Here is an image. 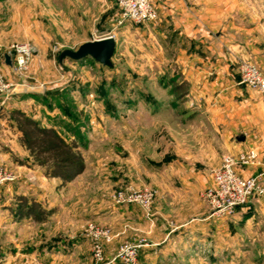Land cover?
Wrapping results in <instances>:
<instances>
[{
	"label": "rangeland",
	"instance_id": "rangeland-1",
	"mask_svg": "<svg viewBox=\"0 0 264 264\" xmlns=\"http://www.w3.org/2000/svg\"><path fill=\"white\" fill-rule=\"evenodd\" d=\"M87 2L91 0H0V67L10 86L0 100L30 101L41 123L56 126L64 138L76 141L88 180L80 188L78 205H71L81 209V222L68 219L65 224L66 215L59 209L64 198L59 197L53 199L50 223L40 229L19 235L10 227L2 231L9 220L0 217V264H144L145 240L157 242L153 233L145 232L156 228L172 234L161 245L167 247L163 257L152 255L150 264L160 258L164 264H264V243L253 241L250 227L237 229L232 217L211 218L205 227L200 221L209 214L201 188L211 183L225 155L205 100V57L213 54L209 37L200 33L192 39L170 31L164 40L156 34L155 23L107 24L99 19L104 13L98 5L83 10ZM259 8L254 13L264 24V4ZM114 11L110 9V15ZM94 28L100 29L92 32ZM110 35L117 41L110 67L92 58L59 60L65 49L76 50L86 39ZM253 36L264 44V27ZM24 43L32 56L26 69H18L11 46ZM188 54L195 55L192 70L187 68ZM5 56L11 65L5 64ZM176 56L181 58L177 61ZM242 62L260 69L253 59L237 67ZM181 82L187 84L184 92L173 93ZM0 168L13 172L3 164ZM14 182L0 186V210L14 206ZM129 187L151 192L149 208L116 203L114 196ZM183 191L193 193L177 195ZM171 192L175 205L167 200ZM89 223L110 231L100 260L87 236ZM123 248L128 249L121 252Z\"/></svg>",
	"mask_w": 264,
	"mask_h": 264
},
{
	"label": "crops",
	"instance_id": "crops-1",
	"mask_svg": "<svg viewBox=\"0 0 264 264\" xmlns=\"http://www.w3.org/2000/svg\"><path fill=\"white\" fill-rule=\"evenodd\" d=\"M151 2L156 7L159 16L158 20L152 23L157 25L156 34L162 39L170 38V31L174 36L179 35L192 39L200 33L209 37L211 42L208 49L213 54H210V58L205 57L206 62L209 63V72H207L209 83L204 85L205 100L210 107L209 123L223 139L222 148L225 154L236 155L242 151H251L256 155V164L241 168L239 174L243 178L263 174L262 183L264 185V105L257 91L240 84L237 73V64L240 61L253 59L264 74V44L253 36L259 28L264 27L260 21L261 17H258V13H254L260 11V3L264 4V0H151ZM87 5L94 9L95 5H98V10L104 13L99 19L104 23L108 24L116 20V0H91L85 4L83 10H86L84 8ZM110 9L115 10L111 15ZM99 29L94 28L92 32L99 31ZM99 38L104 37L89 38L81 44ZM115 42L117 47V41ZM176 58L178 61L181 57L176 56ZM182 59H184L183 56ZM186 59L187 68L192 70L195 55L188 54ZM14 109L22 111L43 127H56L45 122L41 123L40 115L34 111L35 104L30 101L10 104L6 100H0V164L11 168L18 176L17 180L10 185L13 189V197L24 196L33 199L47 209L56 205L53 199L64 198V204L60 202L59 209L60 214L66 215L65 224H68V219L70 222L71 220L81 222L82 217L79 214L81 209L79 206L72 208L71 205L74 203L78 205L82 193L80 188L88 183L85 172L65 185H61L59 179L45 177L41 168L32 165L27 150L19 143V134L15 128L10 126L9 113ZM212 135L216 136L215 133ZM239 135L244 137L243 142L235 141ZM13 157L26 164L17 163ZM205 186L201 189L204 190L207 187ZM183 193L185 196H190L193 192L183 191L177 195L184 196ZM168 196L169 204L178 203L172 192ZM2 207L0 217L9 220L6 225L3 222L2 231L10 227V229H16V234L19 235L33 229H40L50 223H35L31 219L15 221L11 219L10 205ZM237 210L241 211L235 212L232 216L238 225L237 229L241 227L244 231L245 227H250L254 231L253 241L264 243V196L253 198L245 208ZM210 220L207 214L200 219L203 227L210 225ZM145 229L147 231V225ZM145 233L149 236L153 233L157 239V242L146 239L147 245L143 246V263L150 264L153 259L152 255L156 256V259L159 256L163 257L167 247H161V245L171 239L172 233H163L161 228ZM154 243L158 245L153 246ZM155 263L164 264L162 258L155 260Z\"/></svg>",
	"mask_w": 264,
	"mask_h": 264
},
{
	"label": "built area",
	"instance_id": "built-area-1",
	"mask_svg": "<svg viewBox=\"0 0 264 264\" xmlns=\"http://www.w3.org/2000/svg\"><path fill=\"white\" fill-rule=\"evenodd\" d=\"M116 26L127 22L133 24L152 23L158 20V12L151 0H116ZM107 37H114L110 35ZM14 63L18 69H26L32 56L28 44H13ZM240 84L257 91L264 105V74L252 63L242 62L237 68ZM9 84L5 81L0 67V96L7 93ZM256 155L251 151H242L235 156L225 154L219 166L213 170L211 183L203 190L201 197L208 207L210 218L226 219L234 216L237 209H242L257 196H264L263 174L243 178L239 174L241 168L255 165ZM18 178L16 173L0 168V186L14 182ZM116 203H138L144 209L149 208L153 201L151 192H140L129 187L125 192H118ZM87 236L92 242L94 256L102 258L103 244L111 239L107 228H99L93 223L87 226ZM128 248L121 249L126 252Z\"/></svg>",
	"mask_w": 264,
	"mask_h": 264
},
{
	"label": "trees",
	"instance_id": "trees-1",
	"mask_svg": "<svg viewBox=\"0 0 264 264\" xmlns=\"http://www.w3.org/2000/svg\"><path fill=\"white\" fill-rule=\"evenodd\" d=\"M186 85L185 82L176 84L173 93L184 92ZM9 122L19 134V143L27 150L32 165L41 168L45 177L59 179L61 185H65L85 171V161L76 141L67 140L53 127L41 126L17 109L9 113ZM9 210L16 221L31 219L36 223L47 222L54 213L24 196H16L15 204Z\"/></svg>",
	"mask_w": 264,
	"mask_h": 264
},
{
	"label": "water",
	"instance_id": "water-1",
	"mask_svg": "<svg viewBox=\"0 0 264 264\" xmlns=\"http://www.w3.org/2000/svg\"><path fill=\"white\" fill-rule=\"evenodd\" d=\"M116 42L113 37H104L93 39L81 44L76 50L65 49L59 55V60L70 59L72 61H82L86 58H92L102 66L110 67L111 59L114 56ZM5 64L11 65L10 58L5 56ZM236 142H243L244 137L239 135L235 138Z\"/></svg>",
	"mask_w": 264,
	"mask_h": 264
}]
</instances>
